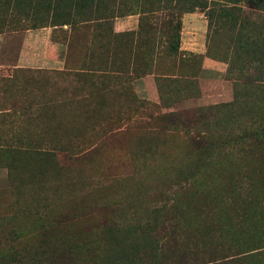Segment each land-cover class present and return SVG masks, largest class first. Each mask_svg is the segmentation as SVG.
<instances>
[{
    "label": "rangeland",
    "instance_id": "rangeland-1",
    "mask_svg": "<svg viewBox=\"0 0 264 264\" xmlns=\"http://www.w3.org/2000/svg\"><path fill=\"white\" fill-rule=\"evenodd\" d=\"M44 1L0 0V248H31L36 235L9 242L5 234L38 232L41 225L63 236L80 234L94 249L100 244L91 242L103 224L125 228L135 219L143 226L148 220L157 233L170 218L149 216L147 210L180 204L185 207L177 210L176 223L190 243L175 248L181 254L168 243L162 256L153 252L150 262L142 257L140 262L225 263L236 250L210 254L205 228L218 206L226 210L227 218L220 220L225 227L222 222L234 219L242 201L256 194L264 201V86L231 84L222 58L223 31L212 33L205 11L187 0L175 7L153 0H47V7ZM244 5L238 28L262 30L264 13L252 9L254 0ZM155 6L160 11L154 17L173 16L159 34L156 59L149 15ZM184 14L205 22L204 54L225 65L232 90L228 102L195 105L202 56L179 50ZM122 16L137 17L136 27L114 33L128 38L113 44L108 32ZM67 20L69 25H60ZM86 25L96 29L80 30ZM45 36L65 47L60 69L38 66ZM174 50L179 64L172 63ZM109 60L124 75L111 74ZM153 67L189 79L162 78L158 91ZM206 109L211 114L195 113ZM26 147L51 158L29 162L10 154ZM54 165L62 170L53 172ZM205 188L215 193L204 194ZM254 222L264 235V223ZM238 239L246 246L257 236ZM128 245L127 252L140 251ZM69 262L62 264H88Z\"/></svg>",
    "mask_w": 264,
    "mask_h": 264
},
{
    "label": "trees",
    "instance_id": "trees-1",
    "mask_svg": "<svg viewBox=\"0 0 264 264\" xmlns=\"http://www.w3.org/2000/svg\"><path fill=\"white\" fill-rule=\"evenodd\" d=\"M182 0H153L154 4L169 3L173 7L177 6ZM190 4L200 8L204 12V16L208 22L211 32L216 33L223 31L226 42L223 46L222 58L227 64L226 74L231 80V84L235 86L236 83L241 82L242 85L250 88L257 89L259 86H264V28L256 31H244L238 27L242 24L239 22L242 13V7H245L247 0H187ZM255 8L253 10L264 13V0H254ZM44 6L49 2L46 0L43 2ZM47 3V4H46ZM47 7V6H46ZM159 7L155 6L153 11H150L149 15L153 14V56L157 55L158 50V37L162 33L161 29H164L165 25L173 21V16L154 17L159 12ZM51 21L54 19V15L51 12ZM239 23V24H238ZM70 24L67 20L60 25ZM126 39L128 35H116L113 40ZM155 53V54H154ZM176 51L174 50V56H172V63H181V58L176 57ZM213 58H218L217 54H210ZM111 73H119L123 75V71H115ZM153 75L156 77L157 90L160 91V80L169 78H184L189 79L185 75H178V72L169 73L161 72L160 69L153 67ZM159 79V80H158ZM162 81V80H161ZM196 114L202 117L205 114H211L209 109L195 111ZM207 115V116H208ZM188 122H191L189 120ZM242 152V149H238ZM10 154L18 157L21 156L24 160L29 162H37L51 158L47 151L39 150L36 147H26L23 150L13 149ZM229 155V154H228ZM57 169L62 170L54 165L51 170L54 172ZM44 172L38 173L42 176ZM204 194H214L212 190L204 189ZM259 194L253 196L252 201H242L241 205L233 211L235 217L232 220L222 222L225 227L220 226V222L226 217V210L223 207L219 208L215 212V216L211 218V221L206 225L207 235L210 246L209 253L215 254L220 251H230L235 249L236 253L229 256L223 264H264V245L261 244V239H264V235L259 229H255L254 220L259 221V226L264 223V217H262V204L264 201ZM185 206L179 204L173 205L169 208H156L154 210H147L148 215L157 216L158 219L167 216L171 223L167 224L166 228L161 227L159 232L151 228L149 221L145 220L144 226L141 225L143 221L135 219L134 222L128 227H119L117 222H109L107 225L103 224L104 228L98 233L96 239L91 243H98L96 248L90 249L88 243L86 244V238H81L80 234L63 236L60 232H53L47 226H39L38 232L34 229L30 230L24 235H21L18 230H10L5 234L6 239L9 242L16 241L20 237L34 236L36 235V245L30 246L31 248H19L13 249L12 247L0 248V264H62L66 261H78L88 264H139L141 257L145 258L149 262L153 258V252L155 258L162 256L163 251L166 249L167 244H172V252L176 251L177 254H181L182 251H178V247L185 248L186 244L190 240V236L186 239L182 236L180 228H178L176 221V213L178 209ZM118 209L117 208H114ZM227 209V208H225ZM120 217V216H119ZM259 218V219H257ZM37 220V219H36ZM221 220V221H220ZM263 220V221H262ZM251 221H253L251 225ZM163 222V221H162ZM251 225V226H249ZM215 228H214V227ZM219 226V228H218ZM168 227V228H167ZM153 229V230H151ZM224 229V230H222ZM34 231V232H32ZM257 236L256 240H249L246 246L239 244V237L241 236ZM263 236V237H261ZM191 239V238H190ZM205 241V238H204ZM264 240H262L263 242ZM127 243V244H126ZM139 243V244H137ZM204 243V242H202ZM133 244L140 246V251L135 254L127 252L125 246ZM195 247V246H194ZM130 250V249H129ZM168 251V250H167ZM140 253V254H139ZM139 254V256H138ZM176 257V256H175ZM66 258V259H65ZM65 259V260H64ZM184 260V259H181ZM69 262V263H70ZM141 264H144L140 262ZM184 261H175L172 264H181ZM153 264H157L155 261Z\"/></svg>",
    "mask_w": 264,
    "mask_h": 264
},
{
    "label": "crops",
    "instance_id": "crops-1",
    "mask_svg": "<svg viewBox=\"0 0 264 264\" xmlns=\"http://www.w3.org/2000/svg\"><path fill=\"white\" fill-rule=\"evenodd\" d=\"M105 26V21L101 19ZM137 17H118L113 24V32H108V40L121 43L125 39L113 40L114 36L124 31L133 30L136 27ZM96 25H86L80 30H93ZM206 24L197 14H184L181 18L180 47L179 50L192 52L201 55V64L197 74V85L199 97L195 100V105H210L219 102H228L232 98V90L229 82L225 79V65L205 56L204 45L201 39L204 38ZM96 29V28H95ZM45 47L39 54L38 66L41 68L60 69L65 65V47L56 42H51L49 37H42ZM108 67H112V72L123 71L111 60L107 62ZM110 71V72H111ZM91 72V70H89ZM104 72V71H103ZM124 72V71H123ZM125 73V72H124ZM123 73V75H124ZM119 75V73H111ZM154 76V75H153ZM157 100L153 81V101Z\"/></svg>",
    "mask_w": 264,
    "mask_h": 264
}]
</instances>
